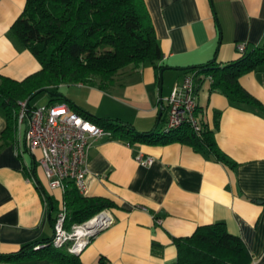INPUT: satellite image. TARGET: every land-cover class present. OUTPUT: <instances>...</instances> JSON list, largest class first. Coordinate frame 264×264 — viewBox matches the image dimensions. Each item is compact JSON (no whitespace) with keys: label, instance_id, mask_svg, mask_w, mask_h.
I'll return each instance as SVG.
<instances>
[{"label":"crops","instance_id":"0c3cea01","mask_svg":"<svg viewBox=\"0 0 264 264\" xmlns=\"http://www.w3.org/2000/svg\"><path fill=\"white\" fill-rule=\"evenodd\" d=\"M25 1L0 0V75L16 80L40 69L34 55L10 35ZM144 2L166 67L162 80L151 64L126 67L102 86L61 85L57 92L67 87L54 103L140 133H157L165 126L166 98L185 74L183 69L213 59L225 65L238 58L239 44L246 43L248 52L264 44V0ZM203 75L197 84L199 118L236 165L229 168L180 142L130 144L118 133L96 138L87 151L82 195L113 201L115 206L107 210L114 221L78 255L83 263L96 264L104 257L110 264H176L174 238L189 236L200 225L223 222L245 243L250 264H264V109L230 101L212 90ZM239 83L264 105V66L241 75ZM26 124L16 120L5 141L1 134L7 121L0 108V254L51 238L50 219L63 201L61 189L48 187L39 151L26 147ZM138 155L151 157V164L140 165ZM44 193L57 205L50 217ZM0 264L56 263L22 258Z\"/></svg>","mask_w":264,"mask_h":264},{"label":"trees","instance_id":"16d2710c","mask_svg":"<svg viewBox=\"0 0 264 264\" xmlns=\"http://www.w3.org/2000/svg\"><path fill=\"white\" fill-rule=\"evenodd\" d=\"M10 35L20 47L28 49L40 64V69L21 80L0 75V108L7 126L1 137L11 138L20 109V101L31 100L39 93L64 84L88 83L102 86L111 82L123 68L151 64L156 72L165 67L150 14L144 0H26L20 15L10 26ZM238 50V58L219 65L215 59L183 71L197 70L212 76L210 88L224 94L230 101L264 109L258 99L239 83L241 75L264 66V44L248 52ZM199 76L197 84L200 81ZM51 96L49 103L61 100ZM83 117L116 133L130 144L137 141L166 144L180 142L195 151L233 168L236 162L217 145L213 131L202 123L201 133L185 126L163 133H140L131 126L109 119L81 113ZM216 111L215 123H218ZM37 187H39L38 183ZM41 188V187H40ZM42 190V189H41ZM57 208L52 197L43 195ZM67 209L65 226L82 223L99 211L115 206L108 198L84 196L68 182L63 193ZM50 209V206L49 208ZM51 221L54 218L51 217ZM176 264H250L251 255L243 240L228 232L223 222L200 225L189 236L174 238ZM36 245L42 248L34 249ZM46 258L56 264H85L78 255L63 247H54L51 238L23 246L18 251L0 254V260ZM96 264H110L100 257Z\"/></svg>","mask_w":264,"mask_h":264},{"label":"built area","instance_id":"2783aa9c","mask_svg":"<svg viewBox=\"0 0 264 264\" xmlns=\"http://www.w3.org/2000/svg\"><path fill=\"white\" fill-rule=\"evenodd\" d=\"M244 44L237 46L243 51ZM197 70L185 73L176 81L166 98V118L163 133L175 131L185 126L200 134L202 122L199 118L197 98ZM210 82L212 76L205 73ZM17 112L19 122L26 121L25 142L30 152L39 151V162L48 179L50 189H61L64 193L67 183L71 182L76 190L86 191L88 174L87 151L93 140L106 136L112 137L110 130L73 111L66 103H48L28 106L20 101ZM30 115V117H29ZM140 165H150L152 158L138 155ZM67 209L63 201L58 205L53 222L51 244L63 247L68 252L79 255L95 237L97 230L108 228L114 221L107 209H103L82 223L65 226ZM36 245L34 249L42 248Z\"/></svg>","mask_w":264,"mask_h":264},{"label":"rangeland","instance_id":"374dc122","mask_svg":"<svg viewBox=\"0 0 264 264\" xmlns=\"http://www.w3.org/2000/svg\"><path fill=\"white\" fill-rule=\"evenodd\" d=\"M66 87L67 86L60 87L59 90H58L59 91L58 93L64 94V91H65ZM50 99H51V95L49 93L42 92V93H39V94H37L36 96H34L32 98L31 105L39 106V105H43V104H48Z\"/></svg>","mask_w":264,"mask_h":264},{"label":"water","instance_id":"95a60500","mask_svg":"<svg viewBox=\"0 0 264 264\" xmlns=\"http://www.w3.org/2000/svg\"><path fill=\"white\" fill-rule=\"evenodd\" d=\"M166 67H163V68H161L160 69V72H159V78H160V81L162 80V73H163V70L165 69ZM186 69H188V68H185V69H183V70H186ZM47 93H49L51 96H54V97H60V96H62V94H60V93H54V92H51V91H47ZM27 103H28V101H27ZM162 111H163V106H161V108H160V111H159V113H158V119H160V116H161V114H162ZM29 117H30V115H29ZM32 174H33V176H34V168L32 169ZM34 179H35V177H34ZM36 180V179H35ZM50 204V209H49V212H48V216L50 217V215H51V211H52V204H51V202L49 203ZM104 229H101V230H97L96 231V233H95V236L96 235H98L101 231H103Z\"/></svg>","mask_w":264,"mask_h":264}]
</instances>
